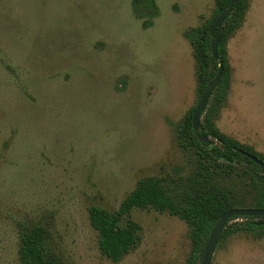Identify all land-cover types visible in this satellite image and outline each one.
<instances>
[{
  "label": "rangeland",
  "instance_id": "374dc122",
  "mask_svg": "<svg viewBox=\"0 0 264 264\" xmlns=\"http://www.w3.org/2000/svg\"><path fill=\"white\" fill-rule=\"evenodd\" d=\"M156 5L144 27L150 10L133 0H0V264H20L22 234L36 225L62 264H185L178 216L133 209L141 241L117 262L89 218L118 209L148 176L175 196L192 171L177 141L199 102L187 33L214 0ZM227 50L230 88L214 122L264 157V0H248ZM211 264H264V236L220 240Z\"/></svg>",
  "mask_w": 264,
  "mask_h": 264
},
{
  "label": "trees",
  "instance_id": "16d2710c",
  "mask_svg": "<svg viewBox=\"0 0 264 264\" xmlns=\"http://www.w3.org/2000/svg\"><path fill=\"white\" fill-rule=\"evenodd\" d=\"M230 2L214 0L211 18L187 33L196 61L199 100L217 75L220 63L223 71L202 118L201 133L210 137L209 142L199 141L194 132L192 117L197 106L179 124L178 144L191 153L193 164L192 171L182 181L181 191L173 196L162 177L148 176L137 183L115 211L90 210V223L97 231L98 247L112 261H120L141 241V225L129 218L135 208L152 207L167 211L186 223L191 250L185 264H200L213 225L222 213L233 208H264V169L242 152L253 154L263 161L264 157L222 133L214 122L230 88L227 41L243 21L248 8V0L231 5L229 15L215 33L219 38L218 59H215L211 51L210 28ZM133 6L138 13L143 6L150 10L144 27L154 24L152 18L158 13L156 0H133ZM236 218H242L243 222L230 224ZM230 221L219 241L237 233L264 236V216H240ZM19 259L20 264H62L48 247L47 230L41 225L22 234Z\"/></svg>",
  "mask_w": 264,
  "mask_h": 264
},
{
  "label": "water",
  "instance_id": "95a60500",
  "mask_svg": "<svg viewBox=\"0 0 264 264\" xmlns=\"http://www.w3.org/2000/svg\"><path fill=\"white\" fill-rule=\"evenodd\" d=\"M239 1L240 0H231L230 5H228L227 7L223 9L222 13L219 15V17L216 19V21L213 23L212 27L210 28L211 51L215 59H218V43H219V38L215 35L216 30L222 27L224 21L226 20L227 16L230 13L231 5L237 4ZM222 71H223V65L222 63H220L217 75L207 85L201 99L198 102V105L192 117V124H193L194 132L196 133L197 138L201 142L207 143L210 140L209 136L201 133L202 128H203L202 127V117L208 105V102L213 94V91L216 87V84L221 80ZM242 153L245 154L247 157H249L253 162L259 165L262 169H264V161L262 159H260L259 157L253 154L247 153V152H242ZM240 216L261 217V216H264V208H233V209L227 210L224 213H222L217 218V220L215 221L213 225L209 238L206 242V246L203 251L200 264H211L214 251L219 242V238H220V235L223 229L225 228V226L231 219H233L234 217H240Z\"/></svg>",
  "mask_w": 264,
  "mask_h": 264
}]
</instances>
